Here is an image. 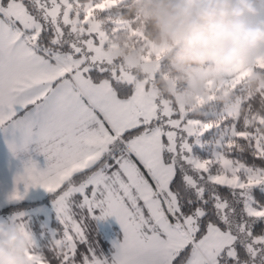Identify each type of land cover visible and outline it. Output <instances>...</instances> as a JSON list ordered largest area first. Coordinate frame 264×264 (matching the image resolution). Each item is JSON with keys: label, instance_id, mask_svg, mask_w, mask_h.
I'll list each match as a JSON object with an SVG mask.
<instances>
[{"label": "snow or ice", "instance_id": "6c2138e0", "mask_svg": "<svg viewBox=\"0 0 264 264\" xmlns=\"http://www.w3.org/2000/svg\"><path fill=\"white\" fill-rule=\"evenodd\" d=\"M125 2L0 0V131L14 155H29L9 199L43 188L57 220L41 244L12 219L29 240L27 264H264L261 94L203 119L157 95L159 73L148 79L112 55ZM107 217L123 237L105 252L90 223Z\"/></svg>", "mask_w": 264, "mask_h": 264}, {"label": "clouds", "instance_id": "9594fccd", "mask_svg": "<svg viewBox=\"0 0 264 264\" xmlns=\"http://www.w3.org/2000/svg\"><path fill=\"white\" fill-rule=\"evenodd\" d=\"M147 13L159 30V39L176 49L183 64H214L231 67L251 61L264 50V23L250 24L255 14L252 0H150ZM0 264H27L23 254L29 240L15 229L4 232L0 225Z\"/></svg>", "mask_w": 264, "mask_h": 264}, {"label": "rangeland", "instance_id": "374dc122", "mask_svg": "<svg viewBox=\"0 0 264 264\" xmlns=\"http://www.w3.org/2000/svg\"><path fill=\"white\" fill-rule=\"evenodd\" d=\"M252 3L256 10L255 14L247 15L245 19L248 23L253 25L264 23V0H252ZM147 45L149 50L147 54L124 53L121 51V49H119L117 42L112 40V55L122 59L123 63L127 67L135 70L139 74L143 73L144 76H146L148 79H151L159 69L161 65V58L165 51L169 49V47L164 42L157 44L147 41ZM262 63H264V50L260 51L251 61L242 59L233 64L231 67H222L211 63L199 66L193 70L191 75V85L194 86L193 93L188 94L184 91H174V84L172 82L170 92H173L175 101L178 105L184 106L190 111H195L197 110L199 103L212 99V96L209 94V91L212 89H215L214 96L216 97V90L220 89L221 87H225L231 83L234 85L240 81L241 78H254L259 76L256 67H259ZM197 79L201 81V85L199 84L197 87H195ZM261 85L264 86L263 80H261ZM152 90L157 95L162 96L158 89L154 87V84ZM227 91L228 89L225 88V93H227ZM3 154L4 155H2L0 151V209L11 204L22 203L24 201H31L47 196L48 192H46L43 188L33 187L27 191V194L22 200H10L9 196L13 190L17 188V185L15 184V178L17 175L23 172L24 164L28 160L29 156L16 155L6 157V152ZM31 159H33L41 169L46 167V161L42 154L32 152ZM18 187L23 193V185L21 184ZM38 208H45L48 210L47 215L43 218L40 225L49 226L53 213H55L52 202L37 205L35 207H23L17 210H7L6 213L0 214V225L3 226L4 232H9L12 229H15L20 236L26 237L21 231L20 227L12 221L14 217L22 216L25 217L23 219L29 224L33 234L36 235L35 231L33 230L32 223H35V216L37 214ZM26 214L28 217L25 216ZM99 224L104 230L111 245L112 241L122 240V229L115 217H107L103 220H100ZM3 239H6V237H0V240ZM26 252L23 254L25 260Z\"/></svg>", "mask_w": 264, "mask_h": 264}, {"label": "trees", "instance_id": "16d2710c", "mask_svg": "<svg viewBox=\"0 0 264 264\" xmlns=\"http://www.w3.org/2000/svg\"><path fill=\"white\" fill-rule=\"evenodd\" d=\"M151 8L152 4L150 0H126L123 8L119 10V18L124 21L125 30L116 34L113 40L117 42L119 49L124 53L147 54L149 51L147 41L157 44L163 43L159 39V30L155 27L151 17L147 15ZM132 17L135 18V32L127 27V22ZM197 67L199 66L191 64L181 65L176 59V49L169 48L161 58V65L156 71L159 75L153 82L154 87L158 89L162 96L168 97L176 103L173 92H170L172 87L171 82L174 84V91H184L188 94L193 93L194 86L191 85V75L193 70ZM256 70L259 73V76L254 78H241V80L234 85L231 83L216 90L217 96L215 97L214 103L208 104V101L211 99L203 102L206 105L205 107H201V103H199L197 110L192 111L193 115L198 119L206 118V116L210 117L223 106L230 105L234 98L238 100L240 95L245 94L247 96H252L256 93H260L261 97L257 98L255 107H264V104L261 103V98H264V86L261 85V80L264 81V70L260 67H256ZM141 75L144 76L143 73ZM199 84L201 85V81L197 79L195 87ZM235 85H240L238 92H233V87ZM225 88L228 89L227 93H225ZM240 111L241 114L247 113L246 108L241 109ZM52 201L53 197L48 193L47 196H44L43 198L11 204L1 208L0 214L6 213L7 210L35 207L37 205L51 203ZM25 216L28 217L27 214ZM32 224L33 230L39 238V242L41 244H47L51 240V231L57 229L56 214L53 213L49 226H42L37 223ZM90 230L95 238L101 242V247L107 252L112 245L104 230L101 228L99 221H92L90 223ZM40 233H43V236H41Z\"/></svg>", "mask_w": 264, "mask_h": 264}, {"label": "crops", "instance_id": "0c3cea01", "mask_svg": "<svg viewBox=\"0 0 264 264\" xmlns=\"http://www.w3.org/2000/svg\"><path fill=\"white\" fill-rule=\"evenodd\" d=\"M0 151H1L2 155H4L3 153L6 152V154H5L6 157L16 156L10 151V149L8 147V144L6 143V134L3 131H0ZM17 155H27V156H29L28 154H23V153L17 154Z\"/></svg>", "mask_w": 264, "mask_h": 264}]
</instances>
